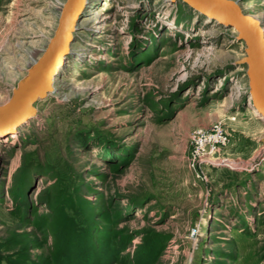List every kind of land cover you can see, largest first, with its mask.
Wrapping results in <instances>:
<instances>
[{
  "label": "rangeland",
  "instance_id": "obj_1",
  "mask_svg": "<svg viewBox=\"0 0 264 264\" xmlns=\"http://www.w3.org/2000/svg\"><path fill=\"white\" fill-rule=\"evenodd\" d=\"M65 1L0 0V105ZM73 35L36 116L0 135V264H264V119L238 32L183 0H86ZM215 125L230 141L198 152Z\"/></svg>",
  "mask_w": 264,
  "mask_h": 264
},
{
  "label": "water",
  "instance_id": "obj_2",
  "mask_svg": "<svg viewBox=\"0 0 264 264\" xmlns=\"http://www.w3.org/2000/svg\"><path fill=\"white\" fill-rule=\"evenodd\" d=\"M84 0H66L53 37L42 55L13 88L8 103L0 105V133H11L37 114L35 104L54 91V77L63 58L70 52V39L77 29ZM222 24L236 27L237 40L246 45V55L237 64H246L250 106L264 116V25L236 0H185ZM264 154V136L260 139Z\"/></svg>",
  "mask_w": 264,
  "mask_h": 264
},
{
  "label": "built area",
  "instance_id": "obj_3",
  "mask_svg": "<svg viewBox=\"0 0 264 264\" xmlns=\"http://www.w3.org/2000/svg\"><path fill=\"white\" fill-rule=\"evenodd\" d=\"M198 139L200 145L198 146V152L205 149V145H209L214 148L216 144L225 145L230 141V135L220 126H213L208 130L198 131ZM196 137V135H195ZM217 162V161H211Z\"/></svg>",
  "mask_w": 264,
  "mask_h": 264
},
{
  "label": "bare ground",
  "instance_id": "obj_4",
  "mask_svg": "<svg viewBox=\"0 0 264 264\" xmlns=\"http://www.w3.org/2000/svg\"><path fill=\"white\" fill-rule=\"evenodd\" d=\"M183 1L186 2L185 0H183ZM85 2H86V0L83 1L82 8L84 7ZM186 3H188V2H186ZM188 4H189V3H188ZM81 13H82V10H81ZM81 13H80V14H81ZM263 15H264V12H262V13H257V14H253L252 16H253L254 18H256V19H262ZM208 17H209V16H208ZM209 18H212V17H209ZM212 19L216 20L215 18H212ZM216 21H218V20H216ZM218 22L221 23L220 21H218ZM221 24H222V23H221ZM232 29L238 32V30L236 29V27H232ZM73 37H74V35H73L72 38L69 40L70 43L72 42ZM70 48H71V46H70ZM66 57H67V55L64 56L61 65L58 66V69H57V72H56V74H55L54 80L57 78L56 76L58 75L59 70H60L61 67L63 66L64 61H66V59H67ZM49 94H50V93H49ZM49 94H48V95H49ZM48 95H47V97H48ZM249 96H250L249 98H250V101H251V95L249 94ZM45 98H46V97H45ZM45 98H40L39 100H41V99H45ZM39 100H38V101H39ZM38 101H37V102H38ZM35 106H36V104H35ZM260 116L262 117V119H264V116H262V115H260ZM32 118H33V117H32ZM32 118H30V119H32ZM30 119H29V120H30ZM29 120H28V121H29ZM25 123H26V122H25ZM25 123H24V124H25ZM21 126H22V125H21ZM16 131H17V130H16ZM16 131H13V132H11V133H15ZM4 134H10V133H4ZM0 135H3V134L0 133Z\"/></svg>",
  "mask_w": 264,
  "mask_h": 264
},
{
  "label": "trees",
  "instance_id": "obj_5",
  "mask_svg": "<svg viewBox=\"0 0 264 264\" xmlns=\"http://www.w3.org/2000/svg\"><path fill=\"white\" fill-rule=\"evenodd\" d=\"M82 142L86 143V142H88V140H87V139H85V140H82ZM35 172L41 173V171H40V170H35ZM1 261H2V263H3V264L5 263L3 260H1Z\"/></svg>",
  "mask_w": 264,
  "mask_h": 264
}]
</instances>
